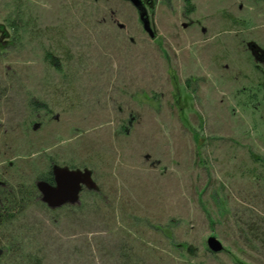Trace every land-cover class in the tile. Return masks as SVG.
<instances>
[{"label":"rangeland","instance_id":"obj_1","mask_svg":"<svg viewBox=\"0 0 264 264\" xmlns=\"http://www.w3.org/2000/svg\"><path fill=\"white\" fill-rule=\"evenodd\" d=\"M145 1L155 38L129 0H0V176L98 184L31 199L0 264H264V0Z\"/></svg>","mask_w":264,"mask_h":264},{"label":"water","instance_id":"obj_2","mask_svg":"<svg viewBox=\"0 0 264 264\" xmlns=\"http://www.w3.org/2000/svg\"><path fill=\"white\" fill-rule=\"evenodd\" d=\"M139 11L140 20L144 30L151 38L156 37L145 0H129ZM253 53L259 48L256 43H249ZM55 185L46 180L37 181V187L41 192V199L50 208L56 209L65 204H78L81 201V193L84 188L98 190V184L93 177V171L89 168H71L67 165L54 164L52 168ZM208 246L213 252L223 250L222 242L215 236L208 238ZM4 249L0 248V259Z\"/></svg>","mask_w":264,"mask_h":264},{"label":"flooded vegetation","instance_id":"obj_3","mask_svg":"<svg viewBox=\"0 0 264 264\" xmlns=\"http://www.w3.org/2000/svg\"><path fill=\"white\" fill-rule=\"evenodd\" d=\"M259 50L260 49L257 48L255 54L258 60L264 61V54L262 53L261 50H260L261 51L260 53ZM54 164H58V163L52 162L48 173L44 175L41 174L40 176H38V178L35 181V184L32 185V188H30L29 190H27L24 184L22 183L13 184L10 181L5 180L4 178L0 176V222H1L0 225L3 224L7 219H10L14 215H16L19 212V209H23V207L31 199H35L36 197L41 198V192L37 187V181L46 180L47 182L55 185L54 175L52 172V168ZM71 168H76V167H71ZM65 205H68V204H65ZM70 205H73V204H70ZM0 248L4 249V253L0 259V262H1L2 258L7 254V249L3 247L1 244H0Z\"/></svg>","mask_w":264,"mask_h":264},{"label":"trees","instance_id":"obj_4","mask_svg":"<svg viewBox=\"0 0 264 264\" xmlns=\"http://www.w3.org/2000/svg\"><path fill=\"white\" fill-rule=\"evenodd\" d=\"M0 33L3 34L4 37H8L9 36V32L6 30V26L5 25H1L0 24ZM1 44V43H0ZM5 221V220H4ZM1 223V222H0ZM9 253L12 252V249H9L8 251Z\"/></svg>","mask_w":264,"mask_h":264}]
</instances>
